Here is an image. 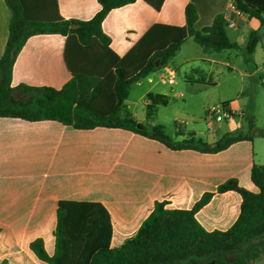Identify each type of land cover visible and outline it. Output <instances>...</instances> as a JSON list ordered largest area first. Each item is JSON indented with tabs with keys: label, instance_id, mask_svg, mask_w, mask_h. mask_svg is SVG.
Returning a JSON list of instances; mask_svg holds the SVG:
<instances>
[{
	"label": "crops",
	"instance_id": "1",
	"mask_svg": "<svg viewBox=\"0 0 264 264\" xmlns=\"http://www.w3.org/2000/svg\"><path fill=\"white\" fill-rule=\"evenodd\" d=\"M246 1L253 6L259 4V0ZM57 4L65 20L88 21L100 10L98 0H57ZM188 4L197 11V30L211 25L218 14L223 15L228 39L238 49L223 50L220 58L202 48L195 50L181 63L196 60L206 67H191L189 73L183 74L184 79L196 81L194 85L205 91L219 86L222 68L231 72L239 69L243 78L253 82V93H258L259 86L264 88V74L255 79L264 71V35L248 60L244 54L250 32L262 33L260 23L235 10L230 0H164L159 11L143 0H134L110 10L101 28L109 38L110 49L122 58L153 25L184 26ZM9 20V9L0 0V58L8 39ZM189 40L193 38L185 40L177 54ZM64 43L65 36L60 34L28 38L13 64L11 87L61 89L71 79L63 59ZM258 52L262 54L259 60ZM238 56L244 64L240 68L234 64ZM156 71L134 83L148 85L139 97L143 119L136 118L126 103L129 92L121 116L128 112L142 123L147 93L167 97L165 90L154 91L158 84L169 85L161 75L156 82L152 80ZM191 73L198 76L192 77ZM250 93L242 86L235 98L219 100L220 105L229 102L226 110L231 112L233 130L229 128L227 133L242 128L239 121L245 108L252 105ZM244 95L242 101L240 97ZM211 108L212 103L204 107L206 111ZM151 125H157L155 120ZM184 138L182 135L173 141ZM254 140L234 143L218 153H201L173 150L122 129L79 130L52 120L0 117V264H46L35 256L30 244L40 240L47 255H53L56 210L63 201L101 204L110 217L111 248H119L136 234L156 202L165 201L169 210H190L204 193L213 195L195 213L196 221L208 232L226 231L239 214L241 197L234 192L217 193L216 188L228 178H235L244 189L256 192L250 168L264 164V160H254L258 155ZM252 264H264V254Z\"/></svg>",
	"mask_w": 264,
	"mask_h": 264
},
{
	"label": "trees",
	"instance_id": "2",
	"mask_svg": "<svg viewBox=\"0 0 264 264\" xmlns=\"http://www.w3.org/2000/svg\"><path fill=\"white\" fill-rule=\"evenodd\" d=\"M134 0H98L100 10L88 21L65 20L57 0H4L10 12L8 39L0 58V117L26 121L52 120L79 130L116 128L155 140L173 150L218 153L230 145L264 138V130L247 119L248 132L224 134L213 144L190 133L181 141L168 137L161 125H151L158 106L168 99L147 93L144 122L124 107L131 84L167 66L181 44L192 37L204 51L238 49L226 33V21L218 14L211 25L197 30V11L192 4L184 10L182 27L155 24L119 58L109 47L101 25L112 9ZM159 11L164 0H143ZM235 10L259 21L262 33L249 34L244 54L249 59L264 35V0L253 6L233 0ZM65 36L63 59L71 79L59 90L50 87H11L12 67L25 41L34 35ZM264 86V83H262ZM20 92L23 96L18 97ZM229 102L222 103L227 109ZM250 180L256 192L244 189L235 178L216 188L217 193L234 192L241 197L239 214L226 231H206L195 213L212 198L204 193L190 210L166 209L156 202L136 234L119 248H111L112 227L107 210L99 203L59 202L56 210L54 253L50 257L40 240L30 244L35 256L46 264H252L264 248V164H253ZM232 257V261L226 257Z\"/></svg>",
	"mask_w": 264,
	"mask_h": 264
},
{
	"label": "rangeland",
	"instance_id": "3",
	"mask_svg": "<svg viewBox=\"0 0 264 264\" xmlns=\"http://www.w3.org/2000/svg\"><path fill=\"white\" fill-rule=\"evenodd\" d=\"M180 53L171 58L168 62V67L175 73V84L160 85L158 84L155 88V92L165 90L167 93L168 104L166 106H159L158 113L154 120L157 125H161L164 129L165 134L172 140H176L179 136H188L190 133H194L195 138H200L204 142L214 143L221 138L225 133L229 131V128L233 130L232 119L224 118L223 121H216L215 115L210 114L209 110H205L204 107L207 103H212L214 109L222 111L221 105L218 103L219 100L235 98L238 90L242 86H245L250 90L252 105L245 108L244 117H241L239 123L242 126L241 130L243 133L248 132L247 119L253 118L255 126L259 129L264 130V88L258 87V93H253V82L247 77L241 76V71L231 72L226 68H222L223 75H219L218 87H209L207 90L197 88L194 84L196 81H187L184 79L183 74L189 73L191 67L206 65L200 61L191 60L186 63H181L183 57H189L197 50L201 51V47L197 45L193 40H189L181 48ZM212 55L220 58L219 52H213ZM262 56L261 52L256 54V58L259 60ZM239 58L234 62L236 68L243 67L242 58ZM264 57V56H262ZM162 70H157L152 74L151 78L156 82L158 77L161 75ZM264 74V71L258 73V76ZM192 77H197L195 73H191ZM148 87L146 82L142 86H136L134 83L129 87V97L126 101L131 106V111L138 119H143L142 100L139 99L144 89ZM18 97L23 96L20 92L17 93ZM246 95L241 96V100H245ZM248 97V96H247ZM211 125L210 127L208 126ZM255 143V149L258 151L257 157L254 159L256 162H262L264 160V138L255 136L253 137ZM246 146H244L245 149ZM248 156V155H247ZM243 160V157L241 161ZM226 176V175H225ZM224 178V177H223ZM264 254V248L261 249ZM226 260L232 261V257H226Z\"/></svg>",
	"mask_w": 264,
	"mask_h": 264
},
{
	"label": "built area",
	"instance_id": "4",
	"mask_svg": "<svg viewBox=\"0 0 264 264\" xmlns=\"http://www.w3.org/2000/svg\"><path fill=\"white\" fill-rule=\"evenodd\" d=\"M233 5V0H230ZM175 79V72L170 69L169 67H163L162 73H161V80L169 85H172L174 83ZM209 113L215 115V120L220 122L223 121L224 118L230 119L231 118V112L225 109H222V111H219L217 109L211 108L209 109Z\"/></svg>",
	"mask_w": 264,
	"mask_h": 264
}]
</instances>
